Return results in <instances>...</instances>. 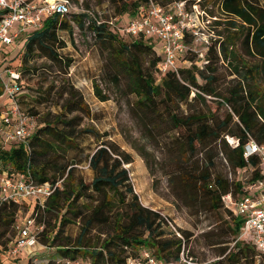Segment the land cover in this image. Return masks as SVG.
<instances>
[{
    "label": "trees",
    "instance_id": "obj_1",
    "mask_svg": "<svg viewBox=\"0 0 264 264\" xmlns=\"http://www.w3.org/2000/svg\"><path fill=\"white\" fill-rule=\"evenodd\" d=\"M151 1L160 6L185 2L187 8L196 4L203 6V2L217 3L225 15L235 20L231 22L233 27L239 23L240 30L245 29L244 43L248 51L264 61V7L258 0ZM110 2L114 9L111 18H119V24L122 25L149 0ZM93 17L85 12L47 17L41 29L29 31L20 37L23 40V53L19 52L9 61L19 57L20 67L25 72L28 63L43 57L67 73L72 60L59 54L65 42L59 38L58 32L71 34L74 28L88 30L100 44H111L115 49L118 46L116 57L122 61L125 69L128 94L134 96L135 107L150 120L152 128L166 121L171 129L181 131L178 139L181 146H185V154L194 155L198 148L207 153L212 143L221 142L228 167L250 171V178L245 184L262 178L260 158L251 156L245 159L243 156L244 145L253 138L256 143L264 144V91H259L255 69L244 64L234 66L237 88L231 92L230 98L222 99L231 105V111L237 117L238 122L233 123V127L229 126L231 114L224 120H218L202 108H190L196 102H205L203 95H218L213 88L217 81L216 67L212 66L209 55L213 54L216 59L214 63L220 58L226 62L233 60L232 38L227 37L217 49L214 45L210 46L207 60L201 68L192 63L189 68L179 69L177 73L167 72L157 76L161 56L152 40L128 37L130 41L125 42L122 37L127 36L106 23L109 18L101 19L103 22L97 24ZM190 61L194 62V59ZM64 84L63 95L66 98L59 113L52 119L44 117L41 123L37 122V128L27 145H4L0 137V174L2 171L9 176L22 174L35 184L47 183L55 187L52 194L42 201L43 207L38 203L31 204L29 215L36 227L43 226L38 233L39 242L43 246L57 248L60 262L50 260L46 264H65V260L126 264L129 256H137L143 249L165 264H181L187 234L170 227L165 216L139 202L129 172L124 167L132 162L131 156L115 143L101 140L102 136L94 128L81 127L83 116L89 118L90 110L81 93L68 81ZM18 86L22 91L20 78ZM92 87L100 101L107 100L97 82ZM239 97L243 98L242 102H237ZM182 106H186V110H182ZM84 136L92 137L97 143L86 158L93 172L92 180L88 183L79 177L76 167L84 162L81 157L83 147L79 141ZM228 136L234 141V144L229 143L231 146H228ZM208 158V165L204 169L184 172L180 176L190 177L198 193L208 201V210L223 209L231 216L229 229L233 236V247L228 252L225 250L216 262L209 264H263L264 256H259L250 242L237 240L241 220L222 201L226 194L237 199L243 194L245 184L230 182L227 177L213 173L212 156ZM182 177L180 181L183 183ZM20 206L14 202H0V253L4 254L16 237V216ZM73 223L79 224V233L71 240L64 233L67 226ZM10 229L15 232L11 241L7 238ZM183 258L194 264L192 258ZM17 263L14 259L9 264ZM0 264L8 263L0 259Z\"/></svg>",
    "mask_w": 264,
    "mask_h": 264
},
{
    "label": "rangeland",
    "instance_id": "obj_2",
    "mask_svg": "<svg viewBox=\"0 0 264 264\" xmlns=\"http://www.w3.org/2000/svg\"><path fill=\"white\" fill-rule=\"evenodd\" d=\"M68 1L71 6L70 15L83 11L101 19L114 16L110 0ZM258 1L264 7V0ZM199 9L203 12L200 28L202 35L199 39L188 38L189 50L185 54V59H194L196 66L201 68L207 60L208 48L214 45L217 49L227 37L233 40L231 48L234 59L226 62L220 58L214 63L216 59L213 54L209 55L213 62L212 66L216 67L217 81L213 84V88L218 95H203L205 102H196L190 108H202L209 116L218 120H224L228 114H231L232 122L229 126L233 127V123L238 122L237 117L232 113L231 105L223 102L222 99L230 98L231 92L237 88V77L233 74L234 66L244 64L248 68L255 69L259 91H264V61L248 51L244 43L245 29L240 30L239 23L233 27L231 22L235 20L225 15L217 3L203 2V6L199 5ZM121 17L125 18V16ZM58 36L65 42V47L59 50V54L72 60L67 73L43 57L35 58L28 63L26 71L23 72L19 57L9 61L19 52L23 53L21 38L11 46L0 47L2 80H6L5 68L19 74L22 86L20 96L22 109L28 115L36 117L39 123L44 117L52 119L59 113L66 98V95H63L64 82L68 81L81 93L90 110L89 118L73 113L83 116L81 127L94 128L102 136L101 140L115 143L131 156L132 162L124 167L129 172L139 202L144 207L165 216L169 220L170 227L187 234L188 237L185 238L183 245V257L192 258L194 264L216 262L221 258L220 255L225 250L228 252L234 244L229 229L231 216L223 209L208 210V201L198 193L190 177L184 175L183 178L180 175L184 172L204 169L208 165L209 155L214 162L213 173L227 177L230 182L240 181L245 184L250 178V171L228 167L221 142L212 143L207 153L206 150L198 148L194 155L185 154V146H181L178 139L181 131L171 129L166 121H161L152 128L150 120L135 107L134 96L128 94L125 69L122 61L116 57L118 46L115 49L111 44H100L88 30L77 28H74L71 34L59 31ZM122 40L129 42L130 38L123 36ZM155 48L160 50L157 43ZM242 70L244 72L245 67ZM199 81L202 83L201 79ZM94 82L99 84L102 94L107 97L106 101H100L95 96L92 87ZM2 89L0 80V107L7 105L9 101ZM238 101L242 102L243 98L239 97ZM230 102L232 103L233 100L231 99ZM181 108L186 110V106ZM227 140L228 146H231L230 144H233L231 137L228 136ZM253 140L257 142L254 138ZM79 141L83 147L81 157L84 162L76 166L77 174L88 183L92 180L93 172L88 167L86 158L97 143L90 136L81 137ZM181 177L183 183L180 181ZM18 209L16 220L18 226H21V222L29 217L31 208L27 203H22ZM10 230L7 235L9 241L15 235V232ZM78 233L79 224L73 223L67 226L64 235L74 240ZM101 238L103 239V236ZM57 254L56 247L46 245L45 248L33 253L31 259L27 254L10 258L5 253H0V259L8 264L14 259L17 264H46L50 260L60 262Z\"/></svg>",
    "mask_w": 264,
    "mask_h": 264
},
{
    "label": "built area",
    "instance_id": "obj_3",
    "mask_svg": "<svg viewBox=\"0 0 264 264\" xmlns=\"http://www.w3.org/2000/svg\"><path fill=\"white\" fill-rule=\"evenodd\" d=\"M70 8L68 0H0V47L11 46L25 33L41 29L47 17L68 14L71 12ZM202 16L203 12L197 4L190 8L186 7L185 2H172L160 6L149 0L138 9L134 17L124 20L122 25L119 24V18H109L106 23L127 37L152 40L155 45L157 43L160 46L157 52L161 56L157 76H162L167 72L177 73L179 69L189 68L192 63L196 65V62L186 60L185 54L189 50L188 38L199 39L202 35L200 33ZM93 18L97 24L103 22L99 17ZM4 72L5 81L0 74L2 92L8 96L9 101L7 105L0 107V137L4 145H27L37 128V119L28 115L19 103L22 94L18 86L19 74L7 69H4ZM232 142L234 144L233 140ZM243 156L245 159L251 156L260 158L259 169L262 178L245 184L243 194L237 199L231 194H226L222 201L225 207L241 220L237 240L250 242L256 253L264 256V144L248 141L243 147ZM54 188L47 183L35 184L22 174L9 176L5 171L0 174V202L3 203L14 202L20 205L27 203L30 208L32 203H38L43 207L42 201L52 194ZM21 223V226L17 224L16 237L9 243L5 252L10 258L32 255L37 250L45 248L38 238L43 226L36 227L34 219L30 217ZM177 235L180 236L178 233ZM64 262L92 264L89 260ZM181 262L192 264L183 257ZM126 264L165 263L143 249L137 256H129Z\"/></svg>",
    "mask_w": 264,
    "mask_h": 264
}]
</instances>
